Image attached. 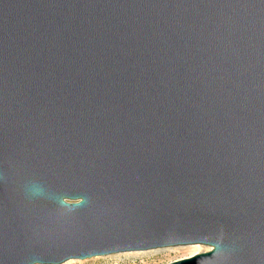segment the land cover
<instances>
[{"label":"water","instance_id":"obj_1","mask_svg":"<svg viewBox=\"0 0 264 264\" xmlns=\"http://www.w3.org/2000/svg\"><path fill=\"white\" fill-rule=\"evenodd\" d=\"M197 245L264 264V0H0V264Z\"/></svg>","mask_w":264,"mask_h":264},{"label":"rangeland","instance_id":"obj_2","mask_svg":"<svg viewBox=\"0 0 264 264\" xmlns=\"http://www.w3.org/2000/svg\"><path fill=\"white\" fill-rule=\"evenodd\" d=\"M195 247H198V249L197 251H195V253H193ZM208 251V247L197 245L171 248L160 251H150L139 254H120V256L115 255L105 258H94L87 261L72 260L64 264H170L173 262L191 258L195 256V254H202Z\"/></svg>","mask_w":264,"mask_h":264},{"label":"bare ground","instance_id":"obj_3","mask_svg":"<svg viewBox=\"0 0 264 264\" xmlns=\"http://www.w3.org/2000/svg\"><path fill=\"white\" fill-rule=\"evenodd\" d=\"M195 250H194V252L193 253H195V251H197V249H198V247H195L194 248ZM146 253V252H145ZM192 253V252H191ZM135 254H139V253H135ZM196 255V254H195ZM120 256V255H119Z\"/></svg>","mask_w":264,"mask_h":264},{"label":"snow or ice","instance_id":"obj_4","mask_svg":"<svg viewBox=\"0 0 264 264\" xmlns=\"http://www.w3.org/2000/svg\"><path fill=\"white\" fill-rule=\"evenodd\" d=\"M88 255H95V253H89Z\"/></svg>","mask_w":264,"mask_h":264}]
</instances>
